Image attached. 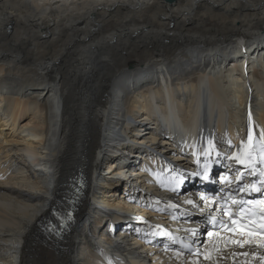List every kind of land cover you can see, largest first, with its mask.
<instances>
[{"label":"bare ground","instance_id":"6f19581e","mask_svg":"<svg viewBox=\"0 0 264 264\" xmlns=\"http://www.w3.org/2000/svg\"><path fill=\"white\" fill-rule=\"evenodd\" d=\"M250 131L264 0H0V264H264L261 241L207 236L193 256L119 223L167 193L137 164L197 176ZM71 201L63 233L47 226Z\"/></svg>","mask_w":264,"mask_h":264},{"label":"snow or ice","instance_id":"6c2138e0","mask_svg":"<svg viewBox=\"0 0 264 264\" xmlns=\"http://www.w3.org/2000/svg\"><path fill=\"white\" fill-rule=\"evenodd\" d=\"M261 135L264 136V133H261ZM252 140H253V136H252L251 131H250L248 134L247 143H245L243 145L240 152L237 154H234L233 157H228V158L234 159L235 163L244 166L247 175L252 176L257 171H259V175L264 176V170H258L256 167V162H254L252 159V153H251V150L253 148ZM259 152H260L262 158H264V140H262L260 142ZM209 154H210L209 150L206 149L204 155L208 156ZM261 162L264 163V159H262ZM207 171H208V166L206 165L205 170H204V175L202 177L204 180L209 179ZM244 174L245 173H242L241 175L237 176L235 179L237 181L241 180ZM196 175H198V173ZM222 179H225V178L222 177ZM178 183H183V179H181ZM225 183L231 184L232 181L225 180ZM170 190L176 191L177 189H176V187H172ZM221 191H223V189H221ZM239 191H243V192L255 191L256 193L261 194V196L264 197V181H260V187H256L255 185H244L243 187L239 188ZM185 203L196 206L194 201L191 199L186 200ZM204 203H205L206 209H211L212 205L214 203H217V202L215 200L204 199ZM230 206H231V208L238 209V212L231 211ZM230 206H229L228 202H226L223 206H220L219 204H217L216 210L228 217V221L231 222L232 227H228V222H225L222 220L216 221L214 218L211 219V222L213 224L219 223V225L221 227H224L227 231H230V232L234 231V232L238 233L240 236L247 237V239H244V240L232 239L230 241L231 243L237 244L240 246H243V244L251 243L252 238L257 235V232H256L257 225H256L255 221L249 220L248 216H249V214L256 215L262 221H264V198L253 199V200H249V201L233 199L230 201ZM173 207H174V205H173ZM200 210L204 211L205 209H200ZM241 214H242V218L246 221V223L237 224V221L235 219H233V216L241 215ZM209 215L211 216V212H209ZM260 227L262 229H264V223H262L260 225ZM191 231L193 232V234H195L197 230L193 229ZM207 235L213 236V235H219V234L213 233V232H208ZM261 243H264V240H261ZM205 259H211V256L205 255Z\"/></svg>","mask_w":264,"mask_h":264},{"label":"rangeland","instance_id":"374dc122","mask_svg":"<svg viewBox=\"0 0 264 264\" xmlns=\"http://www.w3.org/2000/svg\"><path fill=\"white\" fill-rule=\"evenodd\" d=\"M171 26L169 25L168 26V28H170ZM259 75V74H258ZM31 114V116H29V118H32V116H33V114L32 113H30ZM24 120V118L22 119V121ZM22 123V122H21ZM1 145H2V143L0 142V148H1ZM0 156H2V155H0ZM140 165V164H139ZM138 164H137V166L140 168V166H139ZM137 212H139V211H137ZM141 212V211H140ZM113 226V225H112Z\"/></svg>","mask_w":264,"mask_h":264},{"label":"water","instance_id":"95a60500","mask_svg":"<svg viewBox=\"0 0 264 264\" xmlns=\"http://www.w3.org/2000/svg\"><path fill=\"white\" fill-rule=\"evenodd\" d=\"M247 238V237H246ZM253 240H256V241H261L260 239H253Z\"/></svg>","mask_w":264,"mask_h":264}]
</instances>
